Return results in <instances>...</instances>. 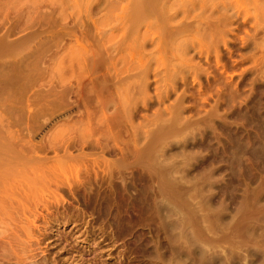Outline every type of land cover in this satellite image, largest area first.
<instances>
[{
  "label": "rangeland",
  "instance_id": "rangeland-1",
  "mask_svg": "<svg viewBox=\"0 0 264 264\" xmlns=\"http://www.w3.org/2000/svg\"><path fill=\"white\" fill-rule=\"evenodd\" d=\"M7 146L0 264H264V0H0Z\"/></svg>",
  "mask_w": 264,
  "mask_h": 264
},
{
  "label": "bare ground",
  "instance_id": "bare-ground-1",
  "mask_svg": "<svg viewBox=\"0 0 264 264\" xmlns=\"http://www.w3.org/2000/svg\"><path fill=\"white\" fill-rule=\"evenodd\" d=\"M12 149L10 146H7V153L4 157L1 156V149H0V214L2 211H8L10 208L13 207L14 201L16 200V191L17 187L19 186V173L21 171L26 172L24 168L22 170H18L15 164H13V157L10 154ZM34 174V170H31ZM149 196V198L147 197ZM154 198L152 195H146L138 197L136 196V203L140 211L144 213H149L154 215L155 207H154ZM38 204V203H37ZM5 238L0 237V251L2 247H4L6 242L4 241Z\"/></svg>",
  "mask_w": 264,
  "mask_h": 264
}]
</instances>
